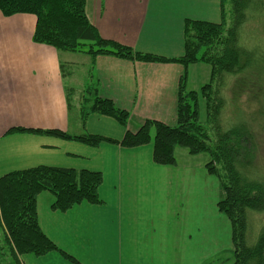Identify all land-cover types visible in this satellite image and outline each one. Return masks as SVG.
I'll return each instance as SVG.
<instances>
[{
	"label": "crops",
	"instance_id": "0c3cea01",
	"mask_svg": "<svg viewBox=\"0 0 264 264\" xmlns=\"http://www.w3.org/2000/svg\"><path fill=\"white\" fill-rule=\"evenodd\" d=\"M85 15L105 40L175 59L184 54L186 23L219 24L221 0H85ZM35 24L34 15L5 17L0 12V176L37 166L102 176L98 205L82 202L60 212L52 209L55 197L41 192L36 210L43 234L79 264H229L231 227L217 209L223 192L205 170V159L176 148V164L160 166L153 162L152 143L135 148L118 144L146 120L175 125L184 67L57 51L32 41ZM77 63L85 69L82 87L96 89L99 98L129 114L125 128L107 116L84 117L80 102L85 95L71 82ZM199 64L187 67V84L191 71L197 77ZM61 65L69 72L66 77ZM15 128L57 129L110 141L93 147L9 133ZM20 262L72 264L59 252L23 256Z\"/></svg>",
	"mask_w": 264,
	"mask_h": 264
},
{
	"label": "trees",
	"instance_id": "16d2710c",
	"mask_svg": "<svg viewBox=\"0 0 264 264\" xmlns=\"http://www.w3.org/2000/svg\"><path fill=\"white\" fill-rule=\"evenodd\" d=\"M0 12L5 17L34 15L36 24L32 41L57 51L85 53L92 57L107 55L137 62L181 64L185 72L179 82L175 125L146 120L136 133L126 132L118 144L135 148L152 143L153 162L160 166L176 164V148H183L192 156L207 155L205 170L218 180L223 192L217 209L231 227L233 256L229 264H264V226L254 245L248 246L245 239L247 212L264 210L263 184L247 179L243 172L253 161L252 139L257 122L254 117L247 118L244 110L236 106L230 121L223 122L222 119L224 108L233 98L237 104L244 94V79L258 76V66L254 63H257L259 54L244 50L240 45V33L248 22L258 25L264 18V0H221L219 24L188 21L184 29V54L175 59L137 53L127 46L103 39L87 20L85 0H0ZM201 62L210 67L209 82L199 91H187L186 69ZM61 72L63 77L69 75L65 65H61ZM231 81L235 82L236 91L226 98L223 89ZM86 92L93 99L82 97L80 110L86 112L84 117L95 113L126 127L127 112L99 98L96 89L88 88ZM245 95L248 96L247 92ZM249 97L264 111V93L259 94L260 98L257 95ZM200 100L205 105V120L200 119ZM87 103H91L89 109ZM16 132L74 140L93 147L110 141L95 135L70 136L57 129L15 128L9 131ZM101 182L100 173L47 166L0 176V264L2 255H6L12 264H21L23 256L43 257L51 252H59L72 264H79L41 231L37 221V196L43 191L51 193L55 197L52 209L60 212L82 202L98 205L97 191Z\"/></svg>",
	"mask_w": 264,
	"mask_h": 264
},
{
	"label": "rangeland",
	"instance_id": "374dc122",
	"mask_svg": "<svg viewBox=\"0 0 264 264\" xmlns=\"http://www.w3.org/2000/svg\"><path fill=\"white\" fill-rule=\"evenodd\" d=\"M259 25V26H258ZM258 25H255L252 21L247 23L246 28L241 30V40L240 45L244 47V50L247 52H253L256 53V55L259 54V57L257 59V63L254 64L258 67L256 68V71L258 73L257 77H247L245 78L246 82V90L248 96L244 94L240 97V101L237 102L233 98V100L229 103V105L224 108V112L222 114L223 122H228L232 118V112H235V106L240 107L242 110H244V113L248 117H254L255 118V128L254 130V138L252 139V144L254 146L253 151V161L248 166L245 167V177L249 180H255L257 182H261L264 186V111L260 107V105L255 101L254 99L250 98L249 96L257 95V98L259 97V94L264 93V18L259 21ZM79 58L83 57L82 55ZM75 68V67H74ZM193 67L190 68V70ZM197 77H193V72L191 71L189 73L188 77V84L186 83L187 90H195L199 91L200 87L202 85H205L209 82L210 79V69L207 64L200 63L197 67ZM189 70V71H190ZM75 74L71 79V82L75 85H78L77 88L81 92H83V95H85V99L92 100V96L90 94H87L88 85L85 84L82 87L83 80H84V73L85 69L83 65H80L77 63L76 69H74ZM203 71H206V74L203 75ZM68 80V79H67ZM70 82V79L68 80ZM201 83V84H200ZM201 85V86H200ZM244 85V86H245ZM197 87V88H195ZM235 82H232L228 85L227 88L223 89V93L225 94L226 98H229L232 93L236 91L234 89ZM67 96L70 98L73 96L70 92L67 91ZM73 100V97L71 98ZM251 101L250 103H247V101ZM91 106V103H87V107ZM205 105L203 100L199 101V114L200 119L205 120ZM75 111L72 109L71 116H74ZM72 118V117H71ZM202 160L205 159V161L208 160L207 155H201ZM264 226V210L261 212H254V211H248L247 212V230H246V244L248 246H252L255 244L260 229ZM1 263L2 264H12L10 262V259L6 255H2L1 257Z\"/></svg>",
	"mask_w": 264,
	"mask_h": 264
}]
</instances>
